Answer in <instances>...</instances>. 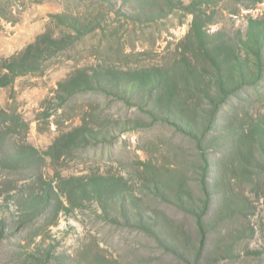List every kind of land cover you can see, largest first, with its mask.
Here are the masks:
<instances>
[{
    "label": "rangeland",
    "instance_id": "1",
    "mask_svg": "<svg viewBox=\"0 0 264 264\" xmlns=\"http://www.w3.org/2000/svg\"><path fill=\"white\" fill-rule=\"evenodd\" d=\"M205 9L210 20L208 32L221 31L224 40L238 43L239 37H245L248 18L264 16V0H220ZM59 13L75 16L82 33L65 49L44 60L39 70L19 75L11 84L0 87V107L17 113L28 126L26 133L20 130L6 144L17 145L25 140L45 150L56 136L83 121L105 138L65 154L58 161L46 159L40 168L19 174L0 169V181L13 180L14 192L36 185L39 176L55 185L56 173L64 177L90 173L122 175L128 183L132 209L150 216L162 211L172 222L162 221L158 213V226L170 228L169 237H175L178 246L186 250L189 242L197 244L193 217L150 195L146 185L152 182V176L143 164L152 162L154 174L168 193H172L180 178L198 192V156L193 144L167 124L126 128L127 121L144 115L110 95L79 92L63 102L57 97L58 82L77 68L93 69L96 64L123 69L173 64L189 45L185 37L192 15L169 8L165 0H0V63L45 32L54 37L75 33L54 21L53 15ZM242 97L240 101L232 99L237 105L235 110L226 104L221 106L217 116L220 139L207 150L211 160L222 156V170L226 171L223 180L225 184L230 182L226 187L237 198L230 220L219 222L218 230L207 236L208 255L221 257L214 264H264V174H256L249 182L239 180L230 170L231 163L227 164L232 155L224 140L227 119H232L233 124L231 120L229 123L237 128L264 118V80L257 89L243 90ZM17 201L0 196V218L8 224L18 215ZM216 207L210 203L207 218ZM110 208L119 223L103 216L102 206L95 200L70 213H59L56 223L48 226L45 243H52L56 251L73 256L81 264H88L97 253L116 259L117 264H188L163 251L145 232L126 226L118 208ZM180 225L190 231L186 239L178 233ZM237 234L240 238H236ZM228 243H233V256L223 252ZM187 257L191 258L188 252ZM205 259L204 256L203 264Z\"/></svg>",
    "mask_w": 264,
    "mask_h": 264
},
{
    "label": "trees",
    "instance_id": "2",
    "mask_svg": "<svg viewBox=\"0 0 264 264\" xmlns=\"http://www.w3.org/2000/svg\"><path fill=\"white\" fill-rule=\"evenodd\" d=\"M218 1L165 0L169 8L192 15L185 37L189 44L186 48L191 55L183 48L180 58L168 66L123 69L96 64L93 69L77 68L59 81L57 88V97L62 102L79 92L110 95L144 115L127 121L126 128H142L156 122L167 124L173 132L193 144L198 156V192L187 180L180 178L175 181L172 193H168L163 181L154 174L152 162L143 164L145 171L152 176V182L146 185L150 195L170 202L193 217L197 244L189 242L186 250L178 246L175 237H169L170 228L158 226V213L163 217L162 221L172 222L162 211L150 216L132 209L128 183L122 175L90 173L64 177L56 173L55 185L42 181L39 176L36 185L28 186V189L21 187L15 193L11 192L13 180L0 181V196L18 200L15 202L18 215L12 223L0 218V264H81L73 256L56 251L52 243H45L46 232L49 225L56 223L59 213H70L92 200L102 206L103 216L119 223L110 208L116 206L126 226L145 232L163 251L188 264H203L204 256L206 264H214L221 258L220 254L208 255L207 236L218 230L219 222L230 220L237 198L230 187H226L230 182L225 184L223 180L226 171L222 170V156L211 160L207 150L217 145L220 139L217 116L221 106L226 104L235 110L237 105L232 99L242 100L243 90L248 87L257 89L264 80V16L249 17L245 37H239L238 43H232L222 38L221 31L209 33L207 30L210 20L205 7ZM52 18L75 33L54 37L45 32L16 55L3 59L0 63V87L11 84L19 75L39 70L44 60L65 49L82 33L75 16L59 13ZM227 120L224 140H227L232 155L227 164L231 163L230 170L239 180L253 181L256 174H264V118L240 124L237 128L233 127L232 119ZM27 127L17 113L0 107V169L19 174L40 168L46 159L58 161L65 154L105 138L101 131L83 121L56 136L45 150H39L25 140L17 145L6 144L20 130L26 133ZM211 202L217 207L207 218ZM179 227L178 233L183 239L190 236L188 229ZM16 238L18 241L14 240ZM236 238L240 235L237 234ZM232 249L233 243H228L223 252L233 256ZM88 264H117V260L97 253Z\"/></svg>",
    "mask_w": 264,
    "mask_h": 264
}]
</instances>
